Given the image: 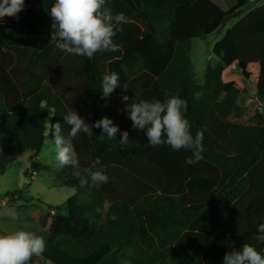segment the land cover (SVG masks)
I'll use <instances>...</instances> for the list:
<instances>
[{"label": "trees", "instance_id": "1", "mask_svg": "<svg viewBox=\"0 0 264 264\" xmlns=\"http://www.w3.org/2000/svg\"><path fill=\"white\" fill-rule=\"evenodd\" d=\"M54 2L25 0L16 17L0 20V131L8 145L0 174L19 155H37L54 143L51 132L45 135L50 109V122H60L65 136L64 115L72 111L90 125L108 116L120 132L111 138L93 128L92 137L81 132L73 138L79 165L63 167L55 183L76 193L67 199L69 213L38 233L46 249L30 264H102L113 252L122 264H223L226 253L245 243L264 254V244L254 239L264 223V123L230 120L241 114L243 91L222 78L235 63L249 78V65L258 64L264 104V5L242 14L249 0H108L114 14L127 18L117 26L123 29L114 37L118 50L89 59L50 42ZM235 18L212 48L218 62L199 83L192 40ZM113 72L121 86L102 98V78ZM196 91L203 93L199 100ZM168 94L187 101L191 133L203 134V159L193 165L185 163L191 151L145 147L146 131L133 129L126 111L134 100L163 101ZM124 130L127 143L120 141ZM96 160L94 170L108 182L81 187L80 176ZM21 193L7 196L28 201Z\"/></svg>", "mask_w": 264, "mask_h": 264}, {"label": "clouds", "instance_id": "2", "mask_svg": "<svg viewBox=\"0 0 264 264\" xmlns=\"http://www.w3.org/2000/svg\"><path fill=\"white\" fill-rule=\"evenodd\" d=\"M25 7V0H0V20L5 17H16ZM52 18L50 42L55 48L68 55L93 58L97 52L118 50L114 37L117 31H122L127 22L124 13L114 14L108 6V0H55L48 10ZM116 73L105 74L102 78V98L109 97L120 87ZM127 89L126 86H123ZM194 99L199 100L203 93L196 91ZM128 95H123L124 102L129 101ZM187 101L179 96L168 94L161 100H135L127 103L126 111L132 121L133 129L146 131L148 143L145 147L169 145L174 151L181 149L191 151L192 156L185 163L193 165L203 159V134L191 133V124L186 118ZM55 111L50 109L49 116ZM77 111L64 115V123L70 126L67 136L62 135L61 123L52 124L49 120V131L54 138L55 159L60 167L79 165L78 154L73 145V138L81 132L87 136L94 135L93 128L102 129L101 135L116 138L120 128L113 120L104 116L95 121L94 125L85 122ZM129 133L124 130L121 143H127ZM99 160L94 161L85 171L87 175L80 176L81 187L98 186L108 182V176L96 169ZM34 172V171H33ZM32 178V177H31ZM97 212L101 210L96 209ZM117 219L115 215L111 217ZM258 234L254 239L264 244V223L258 225ZM46 249L45 240L34 233L18 230L0 235V264H30L33 257L40 256ZM223 264H264V254L251 243H245L240 250L228 252L223 257Z\"/></svg>", "mask_w": 264, "mask_h": 264}, {"label": "rangeland", "instance_id": "3", "mask_svg": "<svg viewBox=\"0 0 264 264\" xmlns=\"http://www.w3.org/2000/svg\"><path fill=\"white\" fill-rule=\"evenodd\" d=\"M259 5H264V0H249L248 7L243 10L242 14ZM238 20L239 18L231 19L215 32L192 40L191 57L195 64L196 79L199 83L204 82L207 66L218 62L217 57L212 52L214 44L224 36L227 28ZM248 70L252 72L249 78L242 74L236 63L225 67L223 71V80L236 81L243 91L240 96L241 114L238 116L232 114L230 120L243 124L264 123V104L258 99L259 65L250 64ZM51 117L49 116V121ZM7 146V139L0 131V154ZM62 168L55 159L54 143L48 142L37 155L31 152L19 155L17 160L9 165L3 174H0V235L7 233L5 231L10 233L22 228L33 233L35 231V234L38 232L46 233L50 230V224L55 216L53 214H57L59 207L76 193L72 188L55 183L56 175L62 171ZM33 171H36V175L31 178ZM26 185H29L33 191L29 198H24L28 201L21 200L12 204L13 201L9 200L10 195L7 196V193L22 189L21 194H23ZM8 201L11 205H8ZM43 212L49 213L52 219ZM10 223L15 224L10 226ZM105 260L102 264H122L115 252ZM36 264L51 263L38 261Z\"/></svg>", "mask_w": 264, "mask_h": 264}, {"label": "crops", "instance_id": "4", "mask_svg": "<svg viewBox=\"0 0 264 264\" xmlns=\"http://www.w3.org/2000/svg\"><path fill=\"white\" fill-rule=\"evenodd\" d=\"M29 191V192H28ZM27 192H28V194H27ZM33 194V191H32V189H31V187L29 186V185H26L25 186V189H23V194H22V196H23V198H29L31 195ZM6 198H9V197H6ZM6 200H8V199H6ZM9 200L11 201V199L9 198ZM8 203V205H11V203L8 201L7 202ZM12 204H14V202H12ZM50 211H51V209L50 208H48ZM44 213V212H43ZM69 213V207H68V204H67V200L59 207V212L57 213V214H53V215H67ZM44 214H47V216L49 217V218H51L50 217V214L49 213H44ZM54 216V217H55ZM16 219H18V218H16ZM52 219V218H51ZM45 223V222H44ZM12 224H15V223H10V226H12ZM19 228V227H18ZM21 228V227H20ZM17 229V228H16ZM20 230H25V231H27L25 228H22V229H20ZM5 232H7V233H5V234H8L9 233V231H5ZM28 232H30V231H28ZM31 233H33V232H31ZM38 233H40V232H38ZM35 234V231H34V234L35 235H37V236H39V234Z\"/></svg>", "mask_w": 264, "mask_h": 264}, {"label": "built area", "instance_id": "5", "mask_svg": "<svg viewBox=\"0 0 264 264\" xmlns=\"http://www.w3.org/2000/svg\"><path fill=\"white\" fill-rule=\"evenodd\" d=\"M35 175H36V171L33 172V174H32V178H33Z\"/></svg>", "mask_w": 264, "mask_h": 264}]
</instances>
